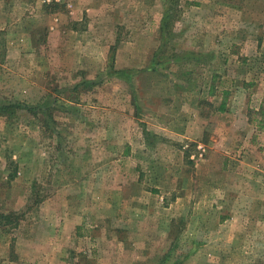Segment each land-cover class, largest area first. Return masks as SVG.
I'll return each instance as SVG.
<instances>
[{
    "label": "rangeland",
    "instance_id": "rangeland-1",
    "mask_svg": "<svg viewBox=\"0 0 264 264\" xmlns=\"http://www.w3.org/2000/svg\"><path fill=\"white\" fill-rule=\"evenodd\" d=\"M0 264H264V0H0Z\"/></svg>",
    "mask_w": 264,
    "mask_h": 264
},
{
    "label": "trees",
    "instance_id": "trees-1",
    "mask_svg": "<svg viewBox=\"0 0 264 264\" xmlns=\"http://www.w3.org/2000/svg\"><path fill=\"white\" fill-rule=\"evenodd\" d=\"M1 108H4V106H2ZM220 110H223L224 109V102L222 101L220 107H219Z\"/></svg>",
    "mask_w": 264,
    "mask_h": 264
}]
</instances>
